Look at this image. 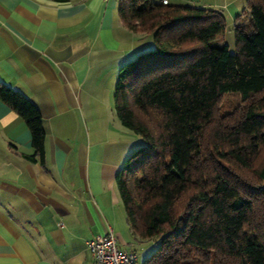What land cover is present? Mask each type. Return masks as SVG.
<instances>
[{
  "label": "trees",
  "instance_id": "16d2710c",
  "mask_svg": "<svg viewBox=\"0 0 264 264\" xmlns=\"http://www.w3.org/2000/svg\"><path fill=\"white\" fill-rule=\"evenodd\" d=\"M243 11L230 48L217 41L226 29L218 9L117 0L121 23L153 44L119 67L113 93L116 117L140 140L115 184L132 235L153 244L142 264H264V158L255 166L264 147V0H246ZM226 94L245 106L222 123ZM0 101L30 132L25 158L42 160L36 107L1 82Z\"/></svg>",
  "mask_w": 264,
  "mask_h": 264
},
{
  "label": "crops",
  "instance_id": "0c3cea01",
  "mask_svg": "<svg viewBox=\"0 0 264 264\" xmlns=\"http://www.w3.org/2000/svg\"><path fill=\"white\" fill-rule=\"evenodd\" d=\"M152 45L121 23L117 0H0V82L31 101L45 131L42 160H28L30 132L0 101V264H94L87 241L108 227L120 249L151 250L115 184L140 140L113 93L119 67Z\"/></svg>",
  "mask_w": 264,
  "mask_h": 264
},
{
  "label": "rangeland",
  "instance_id": "374dc122",
  "mask_svg": "<svg viewBox=\"0 0 264 264\" xmlns=\"http://www.w3.org/2000/svg\"><path fill=\"white\" fill-rule=\"evenodd\" d=\"M156 1V0H152ZM170 3H177L181 5H198L213 7L222 11L226 20V29L222 38L217 41L227 44L230 48L233 46V31L232 23L237 14H240L243 17L246 13L243 11L246 6V0H168ZM204 4V5H203ZM243 11V12H242ZM245 103L240 100V97L237 94H226L221 99L216 109V115L219 118V121L222 123L233 122L237 119L243 112V107ZM264 158V147L259 151L257 159L255 161V166ZM250 171H243L241 175L248 176ZM149 244L151 242H143ZM134 245V243H133ZM133 248L136 253L138 252V258L140 263L145 259L148 253L144 254L140 248L136 249V244ZM138 261V262H139Z\"/></svg>",
  "mask_w": 264,
  "mask_h": 264
},
{
  "label": "built area",
  "instance_id": "2783aa9c",
  "mask_svg": "<svg viewBox=\"0 0 264 264\" xmlns=\"http://www.w3.org/2000/svg\"><path fill=\"white\" fill-rule=\"evenodd\" d=\"M162 2L166 3L167 0H162ZM87 248L94 264H136V251L133 247L129 250L120 249L110 227L105 233L88 240Z\"/></svg>",
  "mask_w": 264,
  "mask_h": 264
}]
</instances>
